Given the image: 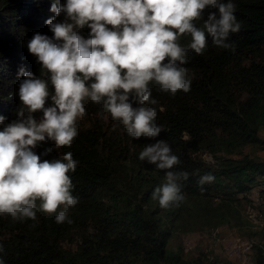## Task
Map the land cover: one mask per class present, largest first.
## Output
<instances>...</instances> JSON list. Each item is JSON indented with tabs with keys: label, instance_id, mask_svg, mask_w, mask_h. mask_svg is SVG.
Masks as SVG:
<instances>
[{
	"label": "trees",
	"instance_id": "obj_1",
	"mask_svg": "<svg viewBox=\"0 0 264 264\" xmlns=\"http://www.w3.org/2000/svg\"><path fill=\"white\" fill-rule=\"evenodd\" d=\"M53 3L59 6L66 0H0V116L5 118L0 131L17 119L22 107L18 93L24 77L19 69L41 76V64L27 45L36 33L54 36L45 23L55 15ZM234 3L242 22L240 32L229 37L235 53L209 38L203 54L188 53L184 66L193 75L188 93L173 97L150 85L162 109L155 123L165 128L158 137L133 140L122 124L113 127L118 121L110 113L98 115L102 105L86 101L87 115L78 118L71 147L55 149V142L46 139L33 149L41 161L73 153L79 164L69 175L79 202L70 209L72 224L56 223L58 212L38 211L36 221L25 222L0 216L4 264H215L200 257L187 260L169 243L175 234L238 221L239 195L264 185V160L244 152L246 147L264 148V0ZM209 10L215 11L206 9L204 19ZM65 19L62 13L55 22ZM204 19L195 22L198 27ZM90 31L85 26L82 34L87 38ZM190 40L185 35L181 44L187 46ZM33 115L39 119L42 113ZM157 140L167 141L179 157L174 170L189 174L179 207L161 208L151 198L155 187L165 182L164 172L141 161L139 154ZM49 148L53 150L44 155ZM203 153L212 161L204 160ZM206 174L215 180L202 192L198 180ZM252 247L254 264H264V244L253 242Z\"/></svg>",
	"mask_w": 264,
	"mask_h": 264
},
{
	"label": "clouds",
	"instance_id": "obj_2",
	"mask_svg": "<svg viewBox=\"0 0 264 264\" xmlns=\"http://www.w3.org/2000/svg\"><path fill=\"white\" fill-rule=\"evenodd\" d=\"M208 8L215 11L209 10L204 19ZM236 8L234 0L53 3L50 10L55 15L45 23L54 36L36 33L27 45L41 64V76L19 69L18 75L24 77L18 93L22 107L17 119L0 131V216L25 222L36 221L38 211L58 212L56 223L72 224L70 209L79 197L73 195L69 173L76 171L79 161L71 151L62 159L41 161L33 149L46 139L55 142V149L71 147L78 135L77 120L87 115L86 101L102 105L98 115L110 113L118 121L113 127L122 124L133 140L158 137L165 128L155 123L159 102L150 85H158L159 92L173 97L181 91L188 93L193 81L184 66L190 60L188 53L203 54L209 38L235 53L236 45L229 37L242 28ZM62 13L65 21L55 22ZM202 18L203 26L198 27L195 22ZM85 26L91 30L87 38L82 34ZM185 35L191 38L187 46L181 44ZM38 112L42 113L39 119L33 115ZM4 119L0 116V125ZM52 150L46 149L44 155ZM139 159L164 172L165 182L155 187L151 198L161 208L179 207L186 198L183 189L189 174L174 170L181 161L169 143L157 140L145 145ZM214 180L212 174L201 176L200 190L205 191L203 186ZM0 264H4L2 257Z\"/></svg>",
	"mask_w": 264,
	"mask_h": 264
},
{
	"label": "rangeland",
	"instance_id": "obj_3",
	"mask_svg": "<svg viewBox=\"0 0 264 264\" xmlns=\"http://www.w3.org/2000/svg\"><path fill=\"white\" fill-rule=\"evenodd\" d=\"M261 135H264L263 131ZM244 152L264 160V148L246 147ZM201 157L212 161L209 154L203 153ZM261 189L264 190V185L252 189L246 196L239 195L238 221L231 219L213 229L175 234L170 239V249L187 260L200 257L215 264H254L255 248L252 243L264 244V192L260 193Z\"/></svg>",
	"mask_w": 264,
	"mask_h": 264
},
{
	"label": "bare ground",
	"instance_id": "obj_4",
	"mask_svg": "<svg viewBox=\"0 0 264 264\" xmlns=\"http://www.w3.org/2000/svg\"><path fill=\"white\" fill-rule=\"evenodd\" d=\"M254 215H256V216H258V217L260 216V214H257V213H255ZM263 224H264V223H263Z\"/></svg>",
	"mask_w": 264,
	"mask_h": 264
},
{
	"label": "built area",
	"instance_id": "obj_5",
	"mask_svg": "<svg viewBox=\"0 0 264 264\" xmlns=\"http://www.w3.org/2000/svg\"><path fill=\"white\" fill-rule=\"evenodd\" d=\"M232 251H233V249H232Z\"/></svg>",
	"mask_w": 264,
	"mask_h": 264
}]
</instances>
